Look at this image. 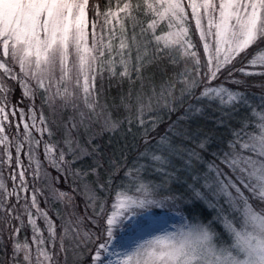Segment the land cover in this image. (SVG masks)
I'll list each match as a JSON object with an SVG mask.
<instances>
[{
	"label": "snow or ice",
	"instance_id": "obj_1",
	"mask_svg": "<svg viewBox=\"0 0 264 264\" xmlns=\"http://www.w3.org/2000/svg\"><path fill=\"white\" fill-rule=\"evenodd\" d=\"M0 264H264V0H0Z\"/></svg>",
	"mask_w": 264,
	"mask_h": 264
},
{
	"label": "trees",
	"instance_id": "obj_2",
	"mask_svg": "<svg viewBox=\"0 0 264 264\" xmlns=\"http://www.w3.org/2000/svg\"><path fill=\"white\" fill-rule=\"evenodd\" d=\"M256 91L258 92V89H257ZM113 198H114V197H113ZM79 211H80L81 213H83V211H84V208H83V204H82V203H81V205H80Z\"/></svg>",
	"mask_w": 264,
	"mask_h": 264
},
{
	"label": "rangeland",
	"instance_id": "obj_3",
	"mask_svg": "<svg viewBox=\"0 0 264 264\" xmlns=\"http://www.w3.org/2000/svg\"><path fill=\"white\" fill-rule=\"evenodd\" d=\"M118 236H119V233H118ZM146 238V237H145Z\"/></svg>",
	"mask_w": 264,
	"mask_h": 264
}]
</instances>
